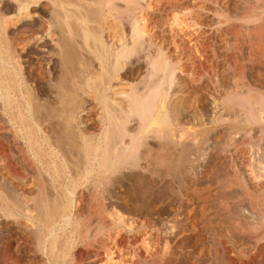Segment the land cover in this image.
<instances>
[{
  "label": "bare ground",
  "instance_id": "6f19581e",
  "mask_svg": "<svg viewBox=\"0 0 264 264\" xmlns=\"http://www.w3.org/2000/svg\"><path fill=\"white\" fill-rule=\"evenodd\" d=\"M2 1L0 264H264V0Z\"/></svg>",
  "mask_w": 264,
  "mask_h": 264
},
{
  "label": "rangeland",
  "instance_id": "374dc122",
  "mask_svg": "<svg viewBox=\"0 0 264 264\" xmlns=\"http://www.w3.org/2000/svg\"><path fill=\"white\" fill-rule=\"evenodd\" d=\"M11 1L12 0H3L2 1V6H3V9L4 10H10V8H11V5H12V3H11ZM9 2H10V4H9ZM5 6V7H4ZM10 7V8H9ZM42 7H43V5H42ZM41 7V8H42ZM9 8V9H8ZM44 9V8H43ZM15 31H16V29H14ZM13 30V31H14ZM30 82V81H29ZM33 83V84H32ZM30 84H32V86L34 87L33 88V91H36V93L35 92H33V93H35V95L37 94V96H38V98H40L41 100V102H45V99H44V96H43V94L41 93V84L39 83V81H37V83H34V82H30L29 83V85ZM36 87V88H35ZM35 89V90H34ZM40 96V97H39ZM149 153L147 152L146 154V157H145V159H144V161H148V163H149V166H148V171H146V173L147 174H150V173H152L153 175H155V176H158V168L159 167H161V166H159V164L157 163V162H160L159 161V159H158V146H154V147H152V149L150 150L149 149ZM148 154H150V155H148ZM156 154V155H155ZM224 157V158H223ZM222 157V159L224 160V159H227V155H224ZM142 161V160H141ZM157 166V167H156ZM139 177H137L136 178V176H135V178H128V179H126L123 183L126 185V188H127V190H129L130 188L132 189V188H134L135 187V185H138V183L140 182L139 181V179H138ZM137 183V184H136ZM205 184V186L204 185H202V184H200L201 186H203L202 188H205L206 187V183H204ZM199 185V184H198ZM197 185V186H198ZM200 185L198 186V187H200ZM197 186H196V189H199V188H197ZM129 187V188H128ZM157 188H154L153 189V192L154 193H152V197H150V198H148V201L146 202V207L144 208V210H146V212H148V213H150L153 217H157L158 218V213H162V211L164 212V211H166L167 212V210H168V208H169V206L168 205H165V204H163L162 205V203H161V205H160V203L158 202V185L156 186ZM198 191V190H197ZM128 192V191H127ZM122 193V192H121ZM122 194H124V197H127L128 198V196L130 195L129 194V192H128V194L127 193H125V191L122 193ZM128 195V196H127ZM123 197V198H124ZM157 198V199H156ZM126 198H124V200H125ZM127 206H122V209H126L127 207H128V204L127 203H125ZM199 204H201V202L199 203V202H195V203H189V205H188V207H187V213H189L188 214V218H187V213L185 212V216H184V218H182L181 219V221H182V223H186L187 224V226H189L188 228H190V229H188V230H183V231H181V233H180V238H179V240L182 242V245H184L185 246V248L186 247H188L187 249H190V250H192V252H194L192 255H194L193 257H194V260H195V262H197L198 264H208V263H206L207 261V259H205V254H202V252L201 251H203V253H206V248H207V245H206V243H207V240H208V236H209V226L212 224V223H210V221H206L207 219L205 218V219H203L202 217H200V205ZM163 208V209H162ZM166 209V210H165ZM189 210V211H188ZM192 211V212H191ZM155 217V218H156ZM209 218H211V217H209ZM197 219V220H196ZM203 220V221H202ZM191 221V222H190ZM195 222V223H194ZM198 222V223H197ZM205 222H207V223H210V225L208 224H206ZM191 224V225H190ZM194 224V225H193ZM206 225V226H205ZM194 226V227H193ZM200 226V227H199ZM212 226H213V224H212ZM209 228V229H208ZM193 229V230H192ZM198 229H199V231H198ZM205 229V230H204ZM182 234V235H181ZM195 237V238H194ZM203 238V239H202ZM196 242V243H195ZM200 249H202L201 251H200ZM205 250V251H204ZM198 251V252H197ZM201 252V254H199ZM199 255H201L202 257H200ZM201 258H202V260H201ZM202 262V263H201Z\"/></svg>",
  "mask_w": 264,
  "mask_h": 264
}]
</instances>
